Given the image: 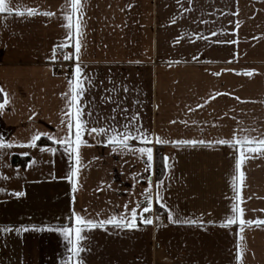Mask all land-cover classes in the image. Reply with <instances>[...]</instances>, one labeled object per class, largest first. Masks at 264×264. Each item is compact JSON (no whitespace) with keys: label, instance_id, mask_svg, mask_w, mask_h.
<instances>
[{"label":"crops","instance_id":"crops-1","mask_svg":"<svg viewBox=\"0 0 264 264\" xmlns=\"http://www.w3.org/2000/svg\"><path fill=\"white\" fill-rule=\"evenodd\" d=\"M13 4L0 14V229H12L0 231V264H264V156L238 170L255 154L231 146L264 139V0H82L75 14L67 0ZM26 10L41 14H16ZM78 119L79 164L59 142L75 141ZM92 127L137 138L125 148ZM73 213L96 225L78 255ZM110 218L121 226H101Z\"/></svg>","mask_w":264,"mask_h":264},{"label":"snow or ice","instance_id":"snow-or-ice-1","mask_svg":"<svg viewBox=\"0 0 264 264\" xmlns=\"http://www.w3.org/2000/svg\"><path fill=\"white\" fill-rule=\"evenodd\" d=\"M67 2L72 6L73 14H75V13L80 11L82 0H67ZM13 7H14L13 0H0V14H4V13L12 14L13 13ZM16 14L17 15H21V16H23L25 14H27L29 16H32V15H38V14H41V13H38V12H36L34 10H26V12L17 11ZM42 15L52 16V15H54V13H42ZM65 19L69 21V24L67 26L71 27L72 16L71 15H66ZM75 30H76V35L77 36L82 35V23H81V21L79 19L76 20ZM82 46H83L82 42L77 40V43H76V46H75V52L77 54L80 53ZM61 47H63V46H61ZM65 58L68 59L69 57H65ZM76 72L80 73V68L79 67L76 68ZM247 75H251V73H247ZM73 91H74L73 100L75 101L76 98L79 96L80 92L82 91V88L80 87L79 78L76 81V87H75V89ZM0 108H3V105H0ZM78 115H79V111H78ZM73 128H75V132L74 133H73ZM68 130H69L70 134H74L75 141L72 140V137L70 135L68 139H62L59 142L63 143V144H68L69 147H72L73 144L75 145L74 148H73V151L76 154L77 163L79 164V162H80L79 149L82 146H87L86 142L81 139V132L84 130V122H83V120L82 119H78L75 125L69 124L68 125ZM87 131H88L89 134L97 133V134H102L104 136H107L109 142H111V143H115V142H117L118 138H122V139H119V143H121L123 145V147H125V148L128 147V143H127L128 139H136L137 138L135 136H132L131 132H129V131L117 130L115 128H109V129L99 128L98 129V128L92 127L90 129H87ZM109 133H112V134L109 135ZM37 139H39L38 135L33 137L34 141L37 140ZM49 139H52V137L50 136ZM144 142L145 143H149L150 141H148L147 137H145L144 138ZM156 143L159 144V143H162V141L157 139ZM176 143H183V144L200 143V144H203L205 142L204 141H199V142H196V141H181V142H176ZM219 143L225 144V143H228V142L219 141ZM252 145H255V147H252ZM231 146L233 148H237V150H241V148H239L238 146H244V150L246 152H251V153L255 154L254 156L245 155L242 159H240L238 161V163H237V169L238 170L241 168V165L244 163L245 159H252V158H255V156H264V139L255 140V139H250L248 137H245L243 140L233 142ZM3 147H5V145L3 143H0V148H3ZM7 147H11V145H7ZM138 151L141 153V155H144V156L147 157L148 167H150L151 166L150 162L153 160V150H152V148H146V149L145 148H141ZM76 174H77L76 171H73V172H71L69 174V182L71 184H73V187H72V191L73 192H75L77 190L76 186H75V181L72 179V177H75ZM240 179H241V181H243V179H244V175H243L242 171L240 172ZM16 195H21V194L18 193ZM160 199L161 198L159 197V194H157V200L159 201ZM237 199H239V196L237 197ZM148 201H149V206H146V207L143 208V210H142L143 213H148V212L152 211V209L150 207L151 202H152L150 195L148 196ZM161 206L165 207L164 205H161ZM231 211L233 213H236L237 211H240L241 214L243 212L242 209H239L238 204H233ZM73 215L76 216L75 213H73ZM131 218H132V222H129L125 226L129 227V228H134L135 224L133 222L137 218V212L136 211H132L131 212ZM169 218H170V221H171V214H169ZM142 222L146 223V224H149V225L152 224V220L151 219H144ZM75 223L77 225H80L81 227L78 230H66V235H67V238L71 241L74 238L73 232L75 231V239H76L77 243L74 246V248H75L74 255H78L79 252L84 251V249L82 247H79V242L84 239V237L82 235H80L79 233L83 232L85 229H89V228L95 227L96 225L94 224L93 221L86 220L84 217H80V216H76ZM252 223H253L252 221L241 220L240 221L241 231L243 230V225H245V224L251 225ZM256 223H257V226H259L261 223H264V221H257ZM100 224H101V226L103 224H114L116 227H120L121 226L119 223L116 222L115 218H110L107 221H101ZM233 224H236V216L235 215L228 216L226 218V223L222 224L221 227H228V226L233 225ZM11 230L12 229H8V228L0 229V231H11ZM24 231H27V229H24ZM241 239H243L242 236H241ZM238 248H239V245H238ZM237 258L238 259L240 258L239 251L237 253ZM81 264H82V262H81Z\"/></svg>","mask_w":264,"mask_h":264},{"label":"trees","instance_id":"trees-1","mask_svg":"<svg viewBox=\"0 0 264 264\" xmlns=\"http://www.w3.org/2000/svg\"><path fill=\"white\" fill-rule=\"evenodd\" d=\"M0 101H1V96H0ZM48 144L47 141L45 140H40L38 142V145H44ZM28 157H19L14 155L11 158V164L14 166H24L25 163L27 162ZM163 159H162V154L157 153L156 154V160H155V178L160 179L161 176L163 175Z\"/></svg>","mask_w":264,"mask_h":264},{"label":"built area","instance_id":"built-area-1","mask_svg":"<svg viewBox=\"0 0 264 264\" xmlns=\"http://www.w3.org/2000/svg\"><path fill=\"white\" fill-rule=\"evenodd\" d=\"M162 225H163V226H167V223H165V222L163 221V222H162Z\"/></svg>","mask_w":264,"mask_h":264}]
</instances>
